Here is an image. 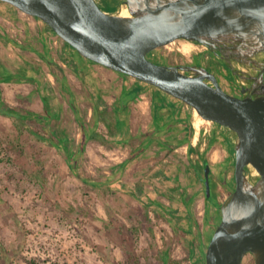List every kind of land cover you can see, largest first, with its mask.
Returning a JSON list of instances; mask_svg holds the SVG:
<instances>
[{
    "label": "rangeland",
    "instance_id": "1",
    "mask_svg": "<svg viewBox=\"0 0 264 264\" xmlns=\"http://www.w3.org/2000/svg\"><path fill=\"white\" fill-rule=\"evenodd\" d=\"M52 30L41 18L0 0V100L41 116L15 120L0 111V137L10 147L4 153L12 158L0 161V189L13 208L0 202V241L14 256L11 264H28L27 258L36 264H126L113 222L139 229L137 251L143 264H200L222 214L219 207L216 213L209 210V227L203 205L183 203L180 188H196L189 154L161 145L158 134L141 147L150 128L137 99L125 107L126 127H116L109 115L98 120L103 109L112 113L123 78L100 63L87 61L86 67L75 62L73 47ZM185 40L156 48L148 57L185 64L199 52L210 54L207 46L189 40L192 50L184 53L180 48ZM207 62L218 71L216 58ZM188 106L196 126L195 109ZM200 120L197 140L208 142L219 124ZM224 128L236 139L235 132ZM59 137L68 140L70 156ZM18 142L26 145L23 155L12 148ZM37 166L42 180L30 174ZM76 172L90 176L96 185L85 183ZM249 172L252 179L258 175L250 167ZM234 173L233 153L230 169L219 181L220 203L235 188ZM226 177L231 187L225 185ZM200 183L203 188L202 179ZM189 207L195 222L187 218ZM244 264H255L251 253Z\"/></svg>",
    "mask_w": 264,
    "mask_h": 264
},
{
    "label": "water",
    "instance_id": "2",
    "mask_svg": "<svg viewBox=\"0 0 264 264\" xmlns=\"http://www.w3.org/2000/svg\"><path fill=\"white\" fill-rule=\"evenodd\" d=\"M1 1L41 18L84 57L153 84L235 132V188L219 205L222 218L206 263L244 264L251 253L255 264H264V0H123L117 11L97 0ZM125 7L132 17L121 15ZM177 39L201 43L221 57L242 95L225 90L203 65L148 57ZM250 157L260 168L254 179ZM202 180L209 199L210 162Z\"/></svg>",
    "mask_w": 264,
    "mask_h": 264
},
{
    "label": "crops",
    "instance_id": "3",
    "mask_svg": "<svg viewBox=\"0 0 264 264\" xmlns=\"http://www.w3.org/2000/svg\"><path fill=\"white\" fill-rule=\"evenodd\" d=\"M103 65V64H101ZM105 68L110 69L105 66ZM112 69V68H111ZM117 71V70H115ZM122 79L121 84L123 85L122 91L119 92L115 99V101L122 103L123 108L128 107L132 101L138 100L139 104L144 107V112L147 116V126L150 128L149 133H152L153 136L158 134V142L161 145L166 146V148L172 149L175 146V149L182 148L187 151L189 157L191 158V165L194 169V183L196 184L195 191L190 188H186L184 186L183 190L181 189V194L183 195L182 201L184 204L191 205L192 201H197L198 207L201 205L204 206L205 210H203V219L207 221L206 226L212 225V217H208L209 210H212L213 213H216L217 206L214 205L205 195V186L201 188L200 185V173L196 171L195 166H199L202 164V157L206 156V151L208 158L212 162V175L213 180L216 181V187L214 189V200L216 202H220L221 200V191L219 190V181L222 179L223 175H227L228 170L232 164V155H233V143L235 144L234 135L231 134L228 130L224 128V126H214V131L208 142H198V136L195 140L196 128L194 126V130L192 132V136L190 138V143L193 146L199 147L197 150L189 153V145L188 143H184V140L189 139V121H190V110L188 104L184 103L182 100H179L175 96L168 95L164 92H161L155 86L150 87L145 83H141L139 79L134 78V80H130L127 74L124 72L117 71ZM133 79V78H131ZM229 79L234 80L233 74ZM133 81L132 85L127 86L128 81ZM147 85V86H146ZM143 87V90L138 94L135 93L136 88ZM127 89V90H126ZM126 90V91H125ZM133 93V94H132ZM135 96V97H134ZM123 99V100H122ZM137 111V110H136ZM126 113V111H124ZM139 115L134 110L133 118L138 119ZM144 131H147V128ZM138 131V130H136ZM207 133V128L202 130V134L205 135ZM164 134V135H163ZM157 136H155L156 138ZM165 137V138H164ZM188 142V141H187ZM200 143V146H197ZM179 146V147H178ZM209 151V152H208ZM196 154V158H194ZM230 173V172H229ZM227 178V177H226ZM229 180V182H228ZM226 181V186L231 187L232 184L230 182V178ZM186 190L189 192L188 197H184L187 195ZM211 207V208H210ZM200 213V212H199ZM187 218L193 222H195V218L193 216L192 210L190 207L188 208ZM206 228V227H205ZM208 229V228H207ZM208 233V232H207ZM205 235L203 234L202 241L204 243ZM202 243V242H201ZM202 243V244H203Z\"/></svg>",
    "mask_w": 264,
    "mask_h": 264
},
{
    "label": "trees",
    "instance_id": "4",
    "mask_svg": "<svg viewBox=\"0 0 264 264\" xmlns=\"http://www.w3.org/2000/svg\"><path fill=\"white\" fill-rule=\"evenodd\" d=\"M122 2H123V0H102L103 9H105L107 11H117L119 5ZM52 31H54V30H52ZM69 45H71V44H69ZM73 49L76 52V58L74 59L75 62H79V63L81 62V64H84L86 67L88 66L87 61L95 62V61H93V60H91L89 58L84 57L82 54H80V52L75 47H73ZM156 62L164 63L162 61H156ZM127 75H131V74L127 73ZM230 76H231V72H230ZM140 82L141 83H145V84L148 83V82H145V81H142V80H140ZM148 84H150V83H148ZM153 86H155V85H153ZM155 87L157 89H159L161 92H164V93H166L168 95H171V94L163 91L159 87H157V86H155ZM142 90H143V87L136 88L135 93L138 94ZM179 100H181V99H179ZM110 108L113 109L112 113L107 112V110L104 111V109H103L102 112H101V115H99V117H98V120L101 119V118L103 119V117H104V119H107L108 115H109L110 117H112V119H114L113 120V124L116 127H123V126L126 127L127 123H125V119H126L127 113H124V111H126V108L125 109L123 108L122 103H119L117 101ZM0 111L2 113H4L5 115H8V116L14 118L15 120L16 119H21V118L22 119H25V118L27 119L29 117H35L36 119H40V117H41L39 114H37L35 112H32V111L27 112V113H22L19 110L11 107L9 104H7L6 102L1 101V100H0ZM103 112H104V114H103ZM191 117H192V114L190 113L189 139L183 141L184 143H188V145H189V153H192L193 151L197 150V148H199V147L193 146L190 143V138H191L192 132L194 130V126H193V123L191 121ZM153 140H155V137L152 135V133L147 134L146 135V140L143 142V146H141V147H144V146L146 147L148 145V143H150ZM59 141H60V144H61V146L63 148V151L66 153L67 156H70L72 152L70 150V146H69L68 140L66 138L59 137ZM232 145H233V153L235 154L234 143ZM174 147L175 146H173L172 149ZM12 148L15 149L17 152H19L20 155H23L25 153V150H26V145L24 143L18 142V144H15L14 147H12ZM9 149H10L9 146H4V141L0 137V161H8V162L11 161V159H12L11 156L9 154H7V153H4L5 150L8 151ZM2 153L4 155L1 156ZM202 161H203L202 164H200L199 166H195L194 165V167L196 168V171H198L199 173H201V171L204 172L206 162H210V165L212 167V162L210 161V159L207 156H203L202 157ZM75 167H77V166L73 165V168H75ZM75 170H76V168H75ZM41 173L42 172H41L39 166H37V168L33 167L32 172L30 174H31V176L38 177V178H40V180H42V177L44 178V175L41 174ZM76 173L85 183H87L89 185L90 184H95L96 185L97 181L94 180L93 178H91L90 176H85L83 174H80L79 172H76ZM199 177H200V179H202L201 175ZM211 178H212V196H211V198H209V200L212 203H214L215 206L219 207V205L221 203L220 202H216L213 199L214 189H215L217 183H216V181L213 180L212 168H211ZM204 186H205V184H204ZM205 195H206V192H205ZM0 202H2L9 209L13 210L11 204L7 200L3 199L2 194H1V189H0ZM69 211L71 213V210H69ZM219 211L221 213V210H219ZM66 213H67V215L69 214L68 212H66ZM159 214H162V212H159ZM113 227L119 232V234L121 236L120 240H121V245L123 247L124 255H125V258H126V264H143L142 261H141L140 254L137 251V240H138L139 229L137 227H135V226L130 227V226L124 225L121 222H113ZM208 244L209 243H207L205 246L207 247ZM0 253H1V257L3 258L2 264H11L14 256L11 253L10 249H8L1 241H0ZM26 261L28 262V264H36V261L34 259H28L27 258ZM199 262H200V264H207L206 263V256H204L203 258L199 259Z\"/></svg>",
    "mask_w": 264,
    "mask_h": 264
},
{
    "label": "flooded vegetation",
    "instance_id": "5",
    "mask_svg": "<svg viewBox=\"0 0 264 264\" xmlns=\"http://www.w3.org/2000/svg\"><path fill=\"white\" fill-rule=\"evenodd\" d=\"M98 3L101 5V7L103 8V5L102 3L97 0ZM209 53L211 54H203V52H199L198 54L194 55V58L185 63V64H199V65H203L205 67H207L211 72H213L216 76V78L218 79V81L221 83V85L225 88V90H227L228 92L232 93V94H235V95H238V96H241L242 93H241V89H240V86L239 84L234 80L231 81V79H229L230 77V68L227 66V64L224 63V61L221 59V57L215 55L209 48ZM212 57L213 58H216L218 60V66H219V69L218 71H216L214 69V67L209 64L207 61ZM236 66H238V63L235 62ZM232 73V72H231ZM205 82H207L208 85H213L212 81L209 80V79H205ZM225 83H231L232 85V88H227L226 87V84Z\"/></svg>",
    "mask_w": 264,
    "mask_h": 264
},
{
    "label": "bare ground",
    "instance_id": "6",
    "mask_svg": "<svg viewBox=\"0 0 264 264\" xmlns=\"http://www.w3.org/2000/svg\"><path fill=\"white\" fill-rule=\"evenodd\" d=\"M121 15L123 16H127V17H132V14L129 10L128 7H125L124 10L121 12ZM190 42L189 41H182V46H181V50L185 53H189V51L192 50V47H191V44H189ZM192 109V108H191ZM195 115H196V129L198 128V126L200 125L199 122L201 121L200 119H205L204 117H202L199 112L195 109ZM200 130V129H199ZM197 130H196V134H195V140L197 139ZM248 165L252 171L253 174H258L259 171H260V168H259V165L257 163V161L253 158V157H250L249 160H248Z\"/></svg>",
    "mask_w": 264,
    "mask_h": 264
},
{
    "label": "built area",
    "instance_id": "7",
    "mask_svg": "<svg viewBox=\"0 0 264 264\" xmlns=\"http://www.w3.org/2000/svg\"><path fill=\"white\" fill-rule=\"evenodd\" d=\"M176 40H174V41H171L170 43H168V44H166V45H164V46H169L170 44H172V43H174ZM190 52V51H189ZM185 53V52H184Z\"/></svg>",
    "mask_w": 264,
    "mask_h": 264
}]
</instances>
